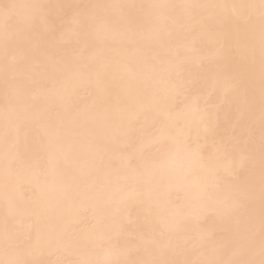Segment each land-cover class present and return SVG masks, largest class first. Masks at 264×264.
<instances>
[{
	"label": "snow or ice",
	"instance_id": "1",
	"mask_svg": "<svg viewBox=\"0 0 264 264\" xmlns=\"http://www.w3.org/2000/svg\"><path fill=\"white\" fill-rule=\"evenodd\" d=\"M112 47L118 59L106 55ZM0 81L5 170L35 157L51 183L46 220L37 213L17 227L15 205L0 216V264H264V0H9L0 3ZM85 83L91 110L70 123L87 130L86 146L65 131ZM257 96L258 184L242 148L255 132ZM236 102L250 119L221 137V114ZM73 217L79 225L68 231L63 222ZM189 227L201 235L185 247L209 258H174L172 237ZM218 227L227 233L219 241ZM100 250L103 260L91 258Z\"/></svg>",
	"mask_w": 264,
	"mask_h": 264
},
{
	"label": "bare ground",
	"instance_id": "2",
	"mask_svg": "<svg viewBox=\"0 0 264 264\" xmlns=\"http://www.w3.org/2000/svg\"><path fill=\"white\" fill-rule=\"evenodd\" d=\"M9 0H0V3H6ZM21 2H29V0H21ZM41 2H61L66 4H86V3H138V4H151V3H205V4H243V3H258L259 0H41ZM204 49V55L212 57L216 53V46L211 43H205L202 45ZM106 55L110 59H118L121 53L117 50V47H112L106 51ZM192 71H198L196 68H192ZM215 70L213 64H208L205 71L212 72ZM241 73L244 71L241 68ZM93 99V91L88 87L87 83L80 85L76 88L74 99L68 110V116L65 121V131L68 133V139L76 141L86 146L88 140V132L85 128L74 127L70 121L76 117H83L91 110V104ZM214 102L222 100V94L217 93L213 97ZM4 104V91L3 83L0 81V124H2V113ZM57 112L64 113V109L57 108ZM55 116V113L53 114ZM259 101L257 96L256 111H255V132L250 143L242 145V148L246 155L252 157L256 161V179L257 184L259 180V154L261 150L260 144V130H259ZM250 115L243 113L240 108L239 102L230 103L225 105L224 112L221 114L220 126L218 129V135L221 137H228L235 129L237 133L242 130V126L248 122ZM147 127V125H145ZM140 135L143 136V130H140ZM30 138L36 139V129L30 130ZM152 151L156 148L154 145H149ZM40 158H44V154L40 153ZM35 157H26L23 166H19L12 170H5L3 163V146L0 144V216H3L5 210L10 205H15L20 208V212L15 217V224L17 227L22 226L23 222L33 214H39L42 220H46L48 213L45 211V202L48 199L51 183L47 185L44 183V179L40 176V169L35 166ZM247 163V161L245 162ZM183 192L179 190H173L170 193V198L177 203L183 202ZM209 223H213L212 220ZM79 225L77 218H67L63 222V226L68 231H74ZM201 233L189 227L188 230L174 234L172 237L173 247L177 248V254L175 259L179 261H198L209 258L208 255H202L201 253L185 247L189 242L195 241L200 238ZM214 237L217 241L223 240L227 237V233L222 231L219 227L216 228ZM0 241H2V233H0ZM106 256V252L103 250L97 251L91 254V258L103 260ZM2 258V257H0ZM45 259L55 261L56 256H48Z\"/></svg>",
	"mask_w": 264,
	"mask_h": 264
}]
</instances>
